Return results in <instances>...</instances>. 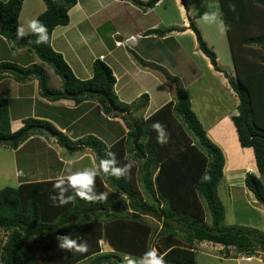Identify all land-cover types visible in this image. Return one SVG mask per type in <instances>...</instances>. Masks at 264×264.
<instances>
[{
  "label": "trees",
  "instance_id": "16d2710c",
  "mask_svg": "<svg viewBox=\"0 0 264 264\" xmlns=\"http://www.w3.org/2000/svg\"><path fill=\"white\" fill-rule=\"evenodd\" d=\"M25 1L0 0V35L17 49L33 51L40 62L21 67L2 61L0 82L9 76L22 84L37 80L40 91L51 101L73 99L76 102L88 101L90 105L94 102L92 105L98 106L90 110L88 117L97 111V116L103 118L98 109L101 107L105 116L111 113L120 115L129 132L125 139L110 145L91 134L74 141L52 123L29 117L23 120L24 127L14 133L8 100L0 99V148L16 150L35 131L49 133V129L65 150L88 149L95 166L100 159L106 158L108 151L115 153L118 167L129 160L134 164L130 173L119 179L96 178L95 191L107 193V200L99 203L77 198L63 206L54 205L49 197L57 194L53 191L57 178L35 181L19 176L17 187L0 190V231L6 238L0 264H118L124 256L141 257L152 247L164 255L167 264H198L197 250L203 242L222 247L225 259L238 256L239 261V256L249 258L264 254V232L259 228L236 223L223 227L226 209L218 188L224 179L226 157L193 111L190 94L177 85L175 101H170L148 118L134 119L135 111L145 110L148 106L149 96L144 94L131 104L120 101L115 91L117 78L111 65L106 63L108 52L101 55L105 57L103 60L101 56L92 59V76L84 79L76 75L77 64L69 61L53 45L55 29L70 24L69 12L78 1L43 0L46 11L37 19L48 28L49 42L41 45L30 43L36 40L35 35L23 39L16 37ZM121 1L147 10L153 9L161 0ZM217 2L227 26L235 64L236 78L225 74L239 100L237 114L231 117V121L241 147L253 150L260 175L247 173L244 186L264 204V0ZM230 4L235 5L234 11ZM190 29L197 37L199 49L210 59L215 70L222 72L217 55L206 43L202 32L194 23ZM121 31H111L114 43L133 38ZM174 31L178 28L167 30L170 33ZM148 32L150 34L145 33V37L164 33L159 29ZM171 46L173 48V43ZM131 53L134 60L143 62L140 55ZM143 65L163 71L153 63L143 62ZM46 66L53 69L55 81L58 79L56 83L61 84V88L51 87L53 78ZM165 76L168 82L178 83L175 77ZM69 94L76 96L69 98ZM113 107L124 114L115 113ZM94 120L92 118L89 122L95 123ZM157 121L165 126L167 143H157V133L151 128ZM146 138H149L148 146L144 143ZM134 150L138 151L135 157ZM153 150L158 151L155 162H151L149 155L139 163L140 152L153 154ZM126 155L128 160H125ZM138 175H141L139 180L148 200L143 201L137 191L139 180L135 177ZM125 204L129 206L128 210L119 209ZM152 214L159 226L147 222L146 216ZM57 233L87 242L89 251L80 254L59 250L55 240ZM105 245L112 250H105Z\"/></svg>",
  "mask_w": 264,
  "mask_h": 264
},
{
  "label": "rangeland",
  "instance_id": "374dc122",
  "mask_svg": "<svg viewBox=\"0 0 264 264\" xmlns=\"http://www.w3.org/2000/svg\"><path fill=\"white\" fill-rule=\"evenodd\" d=\"M2 1H7V0H2ZM81 1L83 3L81 5V8L86 13L87 16L90 15L91 13H93L94 16L97 14V16L94 17L93 19V24H94L93 32H94V38L96 40H99L100 37L102 38L103 35L102 33L104 32L101 26L102 25L104 27L107 26L105 23L101 24L102 14L101 12H99L100 11L99 6L101 5L97 4V2H94V0H81ZM186 1L188 2L187 4L190 5V9L192 8L193 14L195 15L196 25L201 30L202 34H204L206 37L205 39L206 43L216 54L218 53L219 61L221 65L224 67V70L228 73L230 72V76L232 78H236V73L234 71L235 64H234L233 54L230 47L227 31H220L219 21H217L216 23H208L202 19L203 14L205 12H209V13L215 12L218 14L219 19H222L220 5L218 4L217 0H186ZM168 7H169L168 12L165 13V15L163 16V21L161 22V27L163 28L161 30H164V28L167 27L171 28L170 26H173L172 25L173 23L175 25L176 23L181 24L182 22V19L178 16V12H174V10L172 9L174 8V6L170 3L168 4ZM160 9H164V7H161ZM45 10L46 7L43 0H26L22 9L23 15L21 21L26 22L27 20L34 19L35 15L39 16L43 12H45ZM185 11L187 13L186 8ZM187 19H189L188 16ZM159 35L161 34H158L157 36ZM156 42L155 41L150 42L151 55L148 58V60H150L151 63L161 68L163 65L167 66L166 70L163 68V71H159L156 69L155 71H157V74L160 73L162 75L164 74L168 75V71L171 69V67H174L172 63H174L175 54H178L177 60L180 63L188 62L190 66L193 67L195 71H197L196 74L188 73V76L183 78V82L181 84L182 86L185 87L184 89L190 94L192 99L191 100L192 109L196 113V115L198 116V118L200 119L204 128L207 131L210 127L217 126L219 124L218 123L219 120L222 119L223 115H225L227 112L231 113L235 110L237 111V106H238L237 97H233L232 95H230L228 89L222 86L220 79H218V77L216 76H213L212 73L208 70L206 63L202 60L200 56H198V53L193 52L192 50L193 40L190 35L181 38L175 36L174 39H169L168 41H164L163 43L165 45H161L162 43H156ZM177 42L179 43L180 48L182 46L184 49L187 50L188 57L186 59L182 60L179 58L181 55V51L178 48ZM172 43H173V49L171 46ZM92 46L93 44L87 42V40L85 39L83 42H80L79 47L74 49V51L71 50L69 54H66L67 59L72 63L76 61L77 58L78 67L76 71L78 75H82L84 73V66L81 61L80 55L82 56V58L85 57V55H87L86 60L88 61V56L89 59L92 60L93 58H98L100 54H104V53L106 54L105 50L102 47L98 48L97 45L93 47ZM253 48L254 47H252L251 49L253 50ZM121 50L123 51L124 49ZM124 51L131 54L130 50L125 49ZM116 57H118L119 59L121 58L120 60L117 61H122V57L120 55L119 50L113 51L112 55L107 54L106 63L110 64L111 66L115 65ZM0 61H4L8 63H16L21 67L24 66L28 67L31 66L33 63L40 62V60L33 51L29 49H23V50L17 49L14 47L12 42L7 41L1 35H0ZM142 61L144 63H147L144 60ZM143 62L141 63L138 61L134 62L135 68L140 69L142 72L141 75L137 78V80L140 82L141 78H144L145 81L148 82L150 85L151 84L150 82H153V79L155 78L152 77L150 79V82L146 80L147 78H145L144 76L151 71L143 70V68H145ZM46 67L49 73H51V78H53L52 87H56V81L58 79H56L55 81V76L53 75L54 74L53 69L49 66ZM174 75H178V74H174ZM168 76L170 77V75ZM29 82H35V81L31 80ZM167 83H171V82L167 81ZM172 84L176 88L177 85H179V82L178 83L174 82ZM129 89L130 88L128 87H119L117 89L120 97L124 99L122 101L120 100L121 102H128L133 100L132 97H126V95L130 93ZM38 91L40 90L34 87V83L29 85L22 84L19 81H17L13 76H9L0 82V99H7L8 103L10 104L11 117L17 119L19 118L21 120H25L28 117H32L33 115L31 114H33L34 111L32 107L33 101L23 100L21 98H25L26 96L29 97L32 93L31 96H35L36 98L41 99V97H43V94L41 91L38 94ZM133 102L134 101L130 102L129 104ZM118 105H120V103H118ZM83 106L88 109L93 107V105H89V104L88 105L83 104ZM134 106H132V108ZM40 109L41 108L38 106L37 108L38 113L40 112ZM144 111L145 110L135 111L133 115L134 119L138 121L145 119ZM27 115L29 116L25 117ZM51 115L57 121H59L60 124L66 125L67 124L66 121L75 116V111L73 113L63 114L61 111L59 112L57 110H51ZM96 116H97V111H95L93 114L91 113V115L88 117V120L93 118L98 122V124L89 122V128H87L88 123L86 125L79 123V125L83 127L85 126L86 130L96 129L95 131L99 133L98 137L101 138L103 141H105L107 145H110V143L114 142V141L111 142L110 137L111 136H114L116 138L119 137L120 133L118 131H120V129L118 128L117 124H112L113 126H109L110 123L107 122L106 119L98 118ZM83 127L80 129H83ZM225 127L226 126L224 125L223 130H226ZM219 129H222V127L220 126ZM17 131L19 130L14 131V133ZM107 132H111V133H107ZM38 133L40 134L41 132L35 131L33 135H37ZM217 133L218 131L216 130L214 134ZM43 134L48 138L52 137L51 134H49L48 132H45ZM210 134L211 131L208 132V136H210ZM211 139L215 144H218V146H220L221 148L223 147L222 143L219 140H217V138H214L213 135H211ZM136 142L137 141H135V143ZM144 143L148 146L149 138H146L144 140ZM134 146L136 147V145ZM42 147L43 146L41 145V142L38 141L37 138H34L33 141L27 144V147L24 150L30 153L29 161L25 159V154H23V152H22V156L20 157V155H17L10 147H9L10 149L0 148V190H3L7 187H17L19 185V176H17V171H16L17 168V162H15L16 160L19 162L20 165L27 164V167H29L32 170V172H36V174H43L44 171L47 170V167H49V163H50V169L54 170L56 174L60 173V170L57 168L58 159H56L55 156V152L58 150L56 148L53 151L49 150L51 157L48 158L46 150H44V148ZM134 151L135 152L133 153V157H135L134 155L138 153V151L136 150ZM223 151L226 154L227 158H229V154L232 152L231 149L223 148ZM140 153L141 155L140 157L138 156V160L141 161L139 163H143L142 161L144 160L145 154H143L142 152ZM153 154L154 156H152ZM153 154L152 153L150 154L149 151L146 152V156L149 155L151 156L150 158L152 159L151 162H155L154 160L158 158V151L153 150ZM230 159H231L229 160L230 163H228L227 165L228 167H226V170L227 172L231 171L232 173L231 175H233L234 179L235 178H238L239 180L241 179V177L239 176L236 177L237 173L235 172L238 171L237 169H240L242 171L241 173H244L247 169V166H251L252 168L255 167L254 152L252 149L247 150V153L243 156L242 160H241V155L238 156L237 160H236V156H232ZM232 160H234L235 162ZM66 161L67 160L64 159L65 163H67ZM238 161H242L243 166L240 165ZM229 168L230 170L228 171ZM139 179H141V175H138L137 178L135 177V180H139ZM222 182L218 188V195L220 199L223 201L224 207L226 209V218L225 221L223 222V227L236 223V224H240L241 226H248L252 228L253 226H251V223H254L255 225H258L257 228H259L264 232V212H263L264 204L263 203L259 204L258 201L254 198L255 196L253 197L250 192H249V196L251 197H245L242 192L246 191L248 193L247 188L244 189L238 188L237 189L238 191L236 190L234 191V193L232 191L233 195L235 196V199L229 200L230 193L224 190V188H222L225 184L224 183L225 181L223 183ZM233 184L241 185V182L237 183L236 181H234ZM136 187H137V191H139V195L141 199L143 201L148 200V196L145 193L141 180L137 182ZM231 201L233 202L232 205H231ZM235 203L240 205L238 209H235ZM234 211L237 213L236 217H233ZM152 215L146 216L147 222H149L154 226H159L160 223H158L157 220L155 219L154 217L155 215L153 216ZM208 222L210 223L209 219ZM246 223H250V224H246ZM259 224H261V227L259 226ZM4 237H5L4 232L0 231V255H1L3 241L6 239ZM221 248L222 247H220L219 245L214 246L213 244H209L208 242H203L202 244H200L199 249L197 250L198 264H264L263 253H258L260 256L256 257L252 261L244 260L242 263H240L237 259L238 256L232 257L230 259H225L223 256H225L226 254L221 250ZM105 250H112V247H110L109 245H105Z\"/></svg>",
  "mask_w": 264,
  "mask_h": 264
},
{
  "label": "crops",
  "instance_id": "0c3cea01",
  "mask_svg": "<svg viewBox=\"0 0 264 264\" xmlns=\"http://www.w3.org/2000/svg\"><path fill=\"white\" fill-rule=\"evenodd\" d=\"M77 1H78L77 5L74 8H72L69 12L70 24L68 26L58 27L55 29L53 45L57 48L58 51L63 53V55L65 56L66 54H69L71 50L74 51V49L79 47L80 42H83L85 39L87 40V42L92 43L93 46L97 45L98 48L102 47L105 50V52L119 50L120 55L122 57V61H117V60H120L121 58L119 59L118 57H116L115 65L111 66L117 78V84H116L115 89L117 91L119 87L130 88L129 89L130 93L127 94L126 97H132L133 100L125 102L127 104H129L132 101H135L136 99H139L140 96H142L144 93L148 94L150 101H149V105L147 109L144 111L145 118H148L149 116L153 115L156 111H158L160 108L165 106L170 101H175L174 99L176 96V92H175L176 88L174 87L172 83H167L164 75L160 73L157 74V71L152 70L148 67L143 68V70L145 71L149 70L151 72H149L144 77L147 78L146 80L149 82L152 77L155 79H153V82H150L151 83L150 85L148 82L145 81L144 78H141L139 82L137 78L141 75L142 72L140 69L135 68L134 62H136V60H134L132 53L129 54L128 52L124 51L125 49L122 51L121 50L122 48L118 49L115 47L114 40L112 39V34H113V32H111L112 30L113 31L122 30L121 32L127 37L144 35L137 41L131 42L133 50L131 49L129 50L130 52L133 51L134 53L140 55L145 62H149V63H151L150 60H148V58L151 55V48H150L151 41H155V42L159 41L156 43H162L161 45H165L163 43L164 41H168L169 39H174L175 36L178 38H181V37H186L190 35L193 40V47H192L193 52L198 53V56H200L202 60L206 63L208 70L212 73L213 76H216L218 77V79H220L222 86L228 89V92L230 93V95H232L233 97H237L235 91L231 88L229 84L228 78L231 77L230 72L228 73L224 70V67L221 65L219 61L218 53L216 54L218 66L220 67L222 72L215 70V68L211 64L210 59L199 49V43L197 41V37L194 34V32H192L190 29L189 21H192V22L194 21V24L196 25V21H195L196 19H195V15L193 14L192 8L190 9L189 4H187V7H186V4L184 5L179 0H161L153 9L146 10L144 8L142 9L140 7H135L132 3L128 4L121 0H98V1L94 0V2H97V4L101 5L99 6L100 7L99 12H104V13H101L103 16L101 18V24L105 23L107 25L106 27H104L103 25L101 26L102 30L104 31L103 33L101 32L103 34L102 38L100 37L99 40H96L94 38V32H93L94 30L93 19L94 17L97 16V14L94 16V14L91 13L90 15L87 16L86 13L81 8V5L83 4L82 1L81 0H77ZM142 1L147 2L148 0H142ZM169 2L174 6V8H172L174 12H178V16L182 19L181 24L176 23L174 25L173 23L172 24L173 26H170V27L178 28V31H174L171 33L167 32L169 27L164 28V30H161L163 29L161 27V22L163 21V16L165 15V13L168 12V9H169L168 4H170ZM161 7H164V9H160ZM185 8L187 9V13L185 11ZM22 15L23 13L21 12L20 19H19L20 24L24 23L23 21H21ZM39 16L35 15L34 19H37ZM187 16L189 17V19H187ZM150 29L152 30L159 29L163 31L164 33H161V35L159 36H157L158 33H156V34H151L145 37V33L146 35L150 34V32H148ZM203 37L204 39H206L204 34H203ZM177 44H178V48L181 51V55L179 58L182 60L186 59L188 57L187 50L184 49L182 46L180 48V45L178 42ZM104 54H100L99 56L104 55ZM176 55L178 56V54H175V57H174L175 64L172 63L174 67H171L170 70L168 69L169 70L168 75H170L171 78L173 76L176 79H178L180 88L184 89L185 87L182 86L181 84L183 82V78L188 76V73L196 74L197 71H195V69L191 67L188 62L180 63L177 60ZM80 57H81V61L84 66V73L82 75H78L76 71V75L80 78L87 79L88 77L92 76V71H91L92 70V66H91L92 60L89 59V62H88L86 60L87 55H85V57L83 58L80 55ZM74 63H76L78 66L77 58H76V61H74ZM166 67L167 66L165 65L162 66V68H164L165 70H166ZM174 74H178V75H174ZM225 74H228L229 77L226 78ZM33 83H34V87L40 90L37 80H35V82H28L26 84L29 85ZM61 87H62L61 84L56 83V87H52V88L55 89V88H61ZM19 92H20V89H19ZM39 92L40 91H38V94ZM116 94L121 101L124 100L123 98L120 97V95L118 94V91L116 92ZM31 95L29 97L26 96L25 98H21V99L33 101L32 107L34 111H33V114H31L33 115L32 118L44 120V121H48L52 123L59 131L65 133L71 140H74V141L84 139L88 137V135L90 134L97 136V137L99 136L98 135L99 133L97 131L89 130V129L86 130L85 126L83 127L79 125V123L86 125L90 121L88 120V114H90V110L97 107L98 105H95V106L93 105V107L88 109L83 106V104L88 105V101L76 102L73 99H59L57 101H51L49 98L44 97V95L43 97H41V99L36 98L35 96H31ZM237 101L239 104L238 97H237ZM38 106L41 108L39 113L37 110ZM98 109H99V113L103 116V118L106 119V121L111 124V125L109 124V126H113L112 124H117L118 128L120 129V131H118L120 133L119 137L116 138L114 136H111L110 137L111 142L114 141L113 143H116L120 139H123V138L125 139L126 134L129 131L127 130V127L125 123L123 122L122 117L117 116L113 113L105 116L101 112V107H99ZM51 110H57L59 112L61 111L63 114L65 113L69 114L75 111V116L67 120L66 125H62L59 123V121H57L54 117H52ZM10 113H11V110H10ZM236 114H237L236 110L231 113L227 112L225 115H223V118L219 120L218 122L219 124L217 126H212L208 129V132L211 131V134L209 137L211 138V135H213L214 138H217V140H219L222 143L223 147L221 148L219 146L222 150L223 148L225 149L228 148V149H231L232 151L229 154V158H227L226 154L224 153L226 157V166L224 170L225 172L224 179L222 180L223 182L225 181L224 182L225 184L222 188H224V190L230 193L229 200L235 199V196L233 195L234 191H236L238 188L240 189L243 188L245 174L247 170H253V171L256 170L255 164H254L255 165L254 168H252L251 166H247V169L244 173H241L242 171L240 169H237L238 171L235 172L237 173L236 177L237 176L241 177L240 180L238 178H235V179L233 178V175H231L232 174L231 171H229L230 168L228 169L229 172H227L226 170V167H228L227 165L228 163H230L229 160H231L230 158L232 156H236V160H237L238 156L241 155V160H242L243 156L247 153V150H248V148L245 149L241 147L239 140H238L236 129L233 123L231 122V117ZM28 116L29 115L25 117H28ZM97 117L102 118L101 116L100 117L97 116ZM11 120H12L11 126H12L13 132L16 130H20L22 127H24L23 120L19 118L18 119L13 118V117H11ZM94 121L96 123V120ZM224 125L226 126L225 127L226 130H223ZM220 126L222 127V129H219ZM82 127L83 129H80ZM216 130L218 131V133L214 134ZM111 132H107V133H111ZM121 132L123 133V135ZM34 138H37L38 141L41 142V145L43 146L42 148L46 150L48 158L51 157L49 150L53 151L55 148L58 150L55 152V156H56V159H58L57 168L60 170V173L56 174L54 170L50 169V163H49V167H47V170L44 171L43 174H36V172H32V170L29 167H27V164L20 165L19 162L16 160L15 162H17V168H16L17 176H26L27 179L35 180V181L56 179L58 176L68 174L67 167L70 161H71V171L72 172L83 171L85 168L95 167L94 158L93 156L88 155V149L85 151L84 150L83 151L82 150L69 151L67 149L65 150V148H63L58 143L56 136L55 137L52 136L51 138H48L43 133H40V134L38 133L37 135L32 134L31 137L27 141L22 143L18 149L13 150V151L17 155H20V157L22 156V152H23V154H25V159L29 161L30 153L24 149H26L27 144L33 141ZM113 143H110V144H113ZM88 157L90 158L89 165H88ZM64 159L67 160L66 161L67 163L64 162ZM254 161H255V157H254ZM238 162L240 165H242V161H238ZM234 181H236L237 183L241 182V185L233 184ZM242 193L244 194L245 197H251L249 196V193H247L246 191H243ZM232 203L233 202L231 201V205ZM239 206H240L239 204L235 203V209H238ZM263 212H264V208H263ZM236 215L237 213L234 211L233 217H236ZM246 224H250V223H246ZM251 226L256 227V228L258 227V225H255L254 223H251ZM259 226L261 227V224H259ZM243 261L244 260L239 259L240 263H242ZM244 263H247V262H244Z\"/></svg>",
  "mask_w": 264,
  "mask_h": 264
},
{
  "label": "clouds",
  "instance_id": "9594fccd",
  "mask_svg": "<svg viewBox=\"0 0 264 264\" xmlns=\"http://www.w3.org/2000/svg\"><path fill=\"white\" fill-rule=\"evenodd\" d=\"M181 2L184 5L186 4V7H187L186 0H183ZM229 7L231 10L233 11L235 10V5L230 4ZM202 19L208 23H216L217 21H219L220 31H226L227 29V26L224 24L223 20L219 19L218 14L215 12H211V13L205 12L203 14ZM189 22H190V25L194 23V21L193 22L189 21ZM28 35L36 36V40L30 41V43L34 42L36 45H41V44H46L49 42L48 28L45 26L43 22L39 21L38 19H30L17 26V29H16L17 39H23L25 36H28ZM141 37L142 36H133V38L131 39L128 38V39L120 40L114 44L116 48L133 50L131 42L137 41ZM119 42L123 43V45H117V43ZM108 53L112 55L113 51H110ZM103 59H105V57ZM74 96L76 95H72L69 98H73ZM147 107L145 108V110L147 109ZM113 110L115 113H118L121 115L124 114L122 111L116 109L115 107H113ZM151 128L157 133V143H160V144L167 143L168 133L163 124L157 121L151 125ZM49 133H52V132L49 131ZM127 135L128 133L126 134V136ZM138 139H139V136H138ZM145 157L147 156L145 155ZM128 159L129 158L126 155L125 160H128ZM117 164H118V161L116 159V155L115 153L111 151H108L106 153V158L100 159L99 164L96 165L94 168H85L83 171L72 172L71 171V161H70L67 167L68 174L58 176L55 183L53 184V191L56 192L57 194L51 195L49 197L50 200H52L53 204L57 206H63L67 203L72 202L73 200L77 198L83 201H86L88 203H99V202L106 201L107 193H103V192L97 193L95 191L96 178L97 177H115L119 179L121 177H124L130 173L134 162L129 160V162L125 163L122 167H118ZM247 173H252L260 177L257 167L255 171L247 170L246 174ZM246 174H245V178L247 176ZM206 179H210V177H206ZM243 187L245 188V186ZM69 190H71V194H68ZM249 192L252 194L253 197L255 196L251 191H248V193ZM254 198L256 199V197ZM258 203L261 204L259 201ZM55 240L57 242V248L61 251L75 252V253H80V254H84L89 251V245L87 244V242H79L75 239H72L69 234L57 233L55 235ZM239 258L245 261H252L253 259L256 258V256H252L249 258H244L243 256H241ZM118 264H167V262L164 258V255L160 254L155 247H152L150 250L146 251L141 257L124 256L123 261L118 262Z\"/></svg>",
  "mask_w": 264,
  "mask_h": 264
},
{
  "label": "water",
  "instance_id": "95a60500",
  "mask_svg": "<svg viewBox=\"0 0 264 264\" xmlns=\"http://www.w3.org/2000/svg\"><path fill=\"white\" fill-rule=\"evenodd\" d=\"M69 96H72L69 94ZM107 96V95H106ZM108 97V96H107ZM47 129V128H46ZM48 131L51 132V130L47 129ZM54 135V134H53ZM119 209H124V210H128L129 209V206L127 204L123 205V206H120Z\"/></svg>",
  "mask_w": 264,
  "mask_h": 264
},
{
  "label": "built area",
  "instance_id": "2783aa9c",
  "mask_svg": "<svg viewBox=\"0 0 264 264\" xmlns=\"http://www.w3.org/2000/svg\"><path fill=\"white\" fill-rule=\"evenodd\" d=\"M117 45H123V43H120V42H119V43H117ZM103 58H104V57L102 56L101 59H103Z\"/></svg>",
  "mask_w": 264,
  "mask_h": 264
}]
</instances>
